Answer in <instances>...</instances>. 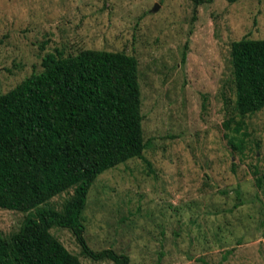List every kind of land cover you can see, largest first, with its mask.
I'll return each mask as SVG.
<instances>
[{
    "label": "rangeland",
    "instance_id": "1",
    "mask_svg": "<svg viewBox=\"0 0 264 264\" xmlns=\"http://www.w3.org/2000/svg\"><path fill=\"white\" fill-rule=\"evenodd\" d=\"M243 38L264 39V0L196 10L191 0H0V94L41 72L47 54L137 59L147 148L90 188L82 217L92 250L129 264H264V109L244 119L245 135L223 126L234 100L230 45ZM25 217L0 209V234ZM50 232L82 264H111L84 257L70 230Z\"/></svg>",
    "mask_w": 264,
    "mask_h": 264
},
{
    "label": "trees",
    "instance_id": "2",
    "mask_svg": "<svg viewBox=\"0 0 264 264\" xmlns=\"http://www.w3.org/2000/svg\"><path fill=\"white\" fill-rule=\"evenodd\" d=\"M191 1L196 10L210 0ZM230 63L234 100L223 126L245 135L244 119L264 109V39L232 42ZM142 120L138 62L122 52L47 54L41 72L0 94V209L26 214L19 230L0 234V264H82L53 227L70 230L92 261L129 264L126 255L87 245L82 216L99 175L142 158ZM64 193L59 210L49 205Z\"/></svg>",
    "mask_w": 264,
    "mask_h": 264
},
{
    "label": "water",
    "instance_id": "3",
    "mask_svg": "<svg viewBox=\"0 0 264 264\" xmlns=\"http://www.w3.org/2000/svg\"><path fill=\"white\" fill-rule=\"evenodd\" d=\"M157 8H158V6H157V5H155V6H154V8H153V11H156V10H157Z\"/></svg>",
    "mask_w": 264,
    "mask_h": 264
}]
</instances>
